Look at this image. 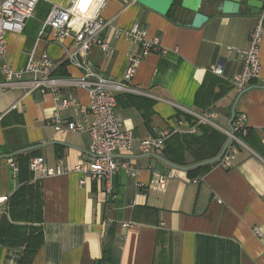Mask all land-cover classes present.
<instances>
[{
    "label": "crops",
    "instance_id": "1",
    "mask_svg": "<svg viewBox=\"0 0 264 264\" xmlns=\"http://www.w3.org/2000/svg\"><path fill=\"white\" fill-rule=\"evenodd\" d=\"M208 7L203 1L201 10ZM240 10L224 15L215 9L199 28H192L174 12L162 16L137 2L107 0L101 15L113 20L101 36L112 52L93 47L84 62L106 80L124 84L125 89L114 91L115 110L131 131L134 145L129 151L114 152V159L131 162L138 172L134 177L118 168L111 194L102 182L80 185L81 174L73 170L78 164L90 167L88 132L55 131L50 122L54 110L65 120L91 117L83 112L86 90L63 82L82 74L62 61L68 40L59 42L48 29L39 37L42 25L31 18L21 32L6 33V63L20 70L30 51L35 58L46 53L55 61L50 75L60 82L58 100L46 84L30 89L0 86V213L17 186L16 170L9 164L17 152L33 150V157H41L50 172L59 163L70 169L33 176L42 194L44 240L31 264H264V31L259 76L239 92L231 78L243 69L240 51L247 48L257 21L244 2ZM133 23L157 38L159 47L142 57L131 79L123 81L127 57L140 53L139 44L125 34ZM81 26L79 18L71 19L72 33ZM219 65L220 75L212 71ZM3 76L0 64V83ZM21 76L32 78L30 73ZM62 98L73 99L75 106L62 107ZM234 104V113L244 115L247 131L243 144L234 145L236 152L226 168L213 163L189 174L159 159H164V145L159 153L136 148L140 139L157 137L161 130L172 133L179 127L175 132L187 133L178 122L190 124L185 114L191 112H215L214 122L225 132ZM191 160L187 155L186 161ZM159 175L165 177L160 190L155 187ZM20 256V247L0 246V264H18Z\"/></svg>",
    "mask_w": 264,
    "mask_h": 264
},
{
    "label": "built area",
    "instance_id": "2",
    "mask_svg": "<svg viewBox=\"0 0 264 264\" xmlns=\"http://www.w3.org/2000/svg\"><path fill=\"white\" fill-rule=\"evenodd\" d=\"M137 2V0H130ZM40 2L48 4V12L42 22V26L38 36H42L45 30H50V34L63 42L68 40L63 48L62 61L82 70L79 78L73 80H63V82L73 83L78 87L86 90L88 103L83 109L84 114H90V120H65L62 119L54 110L50 114V122L55 131L66 130L69 132L86 131L89 135L88 153L91 156L90 167L84 164L76 165L73 170L81 174L79 184L83 185L87 181L102 182L105 186L107 194L112 192V178L118 168L126 169L131 176H137L131 162L117 163L114 159V152L129 151L134 145V137L131 131L123 127V120L115 110L117 102L114 91H122L125 89L121 81H109L101 77L94 71L88 68L84 59L87 57L93 47L101 49L103 52L111 53L112 48L108 41L101 34L106 26L112 25V19H103L101 10L107 0H99L95 2L87 0V7H80L82 0H0V64L4 74V80L0 86L10 87L22 85L27 88H35V86L46 84L54 90V99L58 100L56 86L60 80L53 78L52 73L55 61L46 53H42L38 58H35L33 50L28 53L27 60L23 68L14 70L5 61L6 40L5 36L8 32L18 33L24 27L27 19L34 16L37 6ZM260 12L257 14L255 26L249 33L248 46L241 50L243 56V69L231 78V83L235 90L243 91L251 79L258 78L260 69L259 47L263 34L264 21V0ZM94 4L96 8L90 10L89 5ZM90 11V12H89ZM89 12V14H85ZM72 18H79L82 21L81 28L72 33L70 31V21ZM127 38L134 41L140 46V53L129 54L128 67L123 75V81H129L141 60L142 57L148 55L152 51L158 50L159 42L155 37H149L146 29L139 24L133 23L126 31ZM212 71L216 74H222V66L212 67ZM24 73H30V80H23ZM75 101L71 98L60 99V105L64 108L75 106ZM196 118L198 123L208 124L217 128L214 122L216 113L209 111L206 113H190ZM230 129L225 130V134L230 137V142L225 147V151L218 159L217 164L221 167H228L230 160L233 158L236 147L231 144L234 141L237 144H243L242 140L236 136L237 133L244 135L246 133V125L244 123V115H235L230 120ZM179 125H183L184 130L189 133H195V126L190 125L186 121H179ZM218 129V128H217ZM179 130V127H174L172 132ZM171 135L167 130H161L157 137L146 136L138 141L136 148L141 153H159L164 145V140ZM11 167L16 169L15 163L9 160ZM58 164L54 172L48 171L41 157H32L29 162V169L33 176H47L51 174H64L70 171L69 168ZM193 183L197 180L193 179ZM165 177L159 175L156 179V189L163 188ZM128 224L124 223L123 226ZM255 234H259V230L254 228Z\"/></svg>",
    "mask_w": 264,
    "mask_h": 264
},
{
    "label": "trees",
    "instance_id": "3",
    "mask_svg": "<svg viewBox=\"0 0 264 264\" xmlns=\"http://www.w3.org/2000/svg\"><path fill=\"white\" fill-rule=\"evenodd\" d=\"M179 1L174 0L173 4L178 6ZM173 11L171 10L168 13L169 17L172 16ZM61 65H64V63ZM235 115L236 113H234ZM185 118L192 126H195V133L172 132L164 140L162 157L179 166H187L215 157L225 144L228 136L211 125L198 123L192 115L186 113ZM245 135L246 133L244 135L236 134L241 140ZM231 144L236 145L237 143L232 141ZM187 155L192 159L190 162L186 161ZM33 156L34 151L30 149L19 151L13 155L12 160L16 164L17 186L7 196L5 210L0 213V246L20 247L21 256L18 264H31L44 240L41 209L43 207L42 194L35 187L33 173L29 169V162ZM217 161L213 163H217ZM209 164L190 168L187 172L193 174ZM102 258L103 260L108 258L106 252H104Z\"/></svg>",
    "mask_w": 264,
    "mask_h": 264
},
{
    "label": "water",
    "instance_id": "4",
    "mask_svg": "<svg viewBox=\"0 0 264 264\" xmlns=\"http://www.w3.org/2000/svg\"><path fill=\"white\" fill-rule=\"evenodd\" d=\"M243 2L249 8V13L252 15L258 14L263 5L262 0H219V2L216 5V10L219 11L220 14H224V15L238 14L241 11L240 9H241V5L243 4ZM137 3L154 12H157L158 14L162 16H166L170 12L173 6L174 0H137ZM201 3H202V0H180L179 1L180 8L188 10L193 13L191 21L188 24L192 28H199L203 23H205L209 19V16L207 14L205 15L203 12H201L200 10ZM234 107H235V104L233 105L231 109L230 120H232L234 116ZM230 120H229V125H228L229 129H230V122H231ZM230 139H231L230 137L227 138L220 152L212 159L210 158V159H206L203 161H199L189 166H179L165 159H162V158H159V159L162 162H164V164H167L170 167L179 168L182 170H188L190 168L199 167L201 165H205V164H209V163H213L217 161L224 153L226 149L225 147H227V145L229 144Z\"/></svg>",
    "mask_w": 264,
    "mask_h": 264
},
{
    "label": "flooded vegetation",
    "instance_id": "5",
    "mask_svg": "<svg viewBox=\"0 0 264 264\" xmlns=\"http://www.w3.org/2000/svg\"><path fill=\"white\" fill-rule=\"evenodd\" d=\"M203 1H207L208 3V9H206V12L201 10V6L203 4ZM219 2V0H202L201 6H200V10L201 12H203L205 15L207 14L208 16H210L212 13H214L215 9H216V5ZM171 10L174 12V16L176 19H178L181 22H187V21H191L192 18V12L182 9L178 6H175L173 4ZM170 10V11H171Z\"/></svg>",
    "mask_w": 264,
    "mask_h": 264
},
{
    "label": "rangeland",
    "instance_id": "6",
    "mask_svg": "<svg viewBox=\"0 0 264 264\" xmlns=\"http://www.w3.org/2000/svg\"><path fill=\"white\" fill-rule=\"evenodd\" d=\"M49 1H54V0H49ZM48 4L45 2H40L38 7H37V12L34 16L31 17V21L35 22L36 24L39 25V27L42 25V22L48 12ZM103 17V16H102ZM104 18V17H103Z\"/></svg>",
    "mask_w": 264,
    "mask_h": 264
},
{
    "label": "snow or ice",
    "instance_id": "7",
    "mask_svg": "<svg viewBox=\"0 0 264 264\" xmlns=\"http://www.w3.org/2000/svg\"><path fill=\"white\" fill-rule=\"evenodd\" d=\"M80 7H84V8L87 7V3H85V0H82V2L80 4Z\"/></svg>",
    "mask_w": 264,
    "mask_h": 264
},
{
    "label": "clouds",
    "instance_id": "8",
    "mask_svg": "<svg viewBox=\"0 0 264 264\" xmlns=\"http://www.w3.org/2000/svg\"><path fill=\"white\" fill-rule=\"evenodd\" d=\"M85 3H87V0H85Z\"/></svg>",
    "mask_w": 264,
    "mask_h": 264
}]
</instances>
